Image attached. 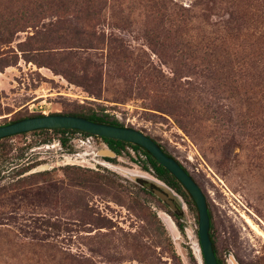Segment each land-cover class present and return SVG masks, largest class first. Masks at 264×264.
Segmentation results:
<instances>
[{"label":"rangeland","instance_id":"rangeland-1","mask_svg":"<svg viewBox=\"0 0 264 264\" xmlns=\"http://www.w3.org/2000/svg\"><path fill=\"white\" fill-rule=\"evenodd\" d=\"M29 1L24 14L41 24L0 46V126L104 109L198 184L225 264H264V100L221 69L264 57V0L240 1L242 31L213 52L187 41L222 33L225 0H163L178 14L163 23L146 0H106L93 19L72 0L54 9ZM170 91L181 117L152 110ZM103 148L99 138L52 131L0 143V264H203L193 206L179 196L180 231L164 203L106 165L155 177L128 154L96 156Z\"/></svg>","mask_w":264,"mask_h":264},{"label":"trees","instance_id":"trees-1","mask_svg":"<svg viewBox=\"0 0 264 264\" xmlns=\"http://www.w3.org/2000/svg\"><path fill=\"white\" fill-rule=\"evenodd\" d=\"M23 1L25 0H0V46L10 44L13 41L17 33L24 32L28 28L36 29L41 24L42 18H39L38 15H36V13H33L32 15L24 14L25 13L24 6L20 4V2L22 3ZM72 1H74L73 5L75 6V10L83 11V8H81V4L85 5V7L87 8V11L85 12V14L90 19L95 18V16L100 13V9H104L105 8L104 6L106 5V0H72ZM201 1L202 0H200V2ZM240 1L242 0H225L224 1L225 4L228 5L229 10L225 13L227 20L223 22V25H222L223 30L219 36L216 35L215 37H213L208 34V36H204V37L202 36L203 38L199 37L196 40L193 39L195 41L193 42L187 41V43L188 44L192 43L194 45L193 47H195L196 50L202 48L203 50H208L210 52H213L214 49L218 46V44L225 43L226 40L228 39L231 40L232 38L236 40L239 36V33L242 31L243 24H244L242 20L243 18L241 16V12L237 10L238 4L242 3ZM146 2L151 4V8L153 10L152 14L154 15L153 18L155 17L156 19L159 18L161 23H163L164 21H169L173 16L178 15L174 13L170 7L164 4L163 0H146ZM28 5H30L29 7L33 9L35 8L42 9L44 6H47L50 9L60 8L63 6L68 7L67 0H30L28 2ZM189 19L190 18H187L186 21L188 22ZM223 32L226 33V37L222 36ZM74 35L76 37H79V36H84L85 34L83 32H77V33H74ZM33 37L34 35L30 38H33ZM90 46L91 45L84 46L83 44H80L75 47L92 49V47ZM262 48H263V54H264V43H263ZM205 53H208V52H205ZM256 57L260 59L253 58V61H250V60H245L244 58H239V59L234 58L232 62L223 64L221 69L226 70L224 71L225 74L229 75L227 77L233 80V84L236 87H241V85H238L239 82L240 84H242L243 82H248L249 90L247 92L250 93L251 95L256 94L263 101L264 100V57H259V55H256ZM124 58L125 57L121 54L118 57H114V61L116 60L121 63L124 60ZM52 69L57 71L55 67H52ZM139 72L140 74L142 73L141 71ZM138 77L141 78V75H138ZM142 77L145 78L146 76H142ZM170 96H172V93L168 95L169 98ZM255 101L256 99L253 101V104L256 103ZM175 104H176V100H174L173 98H170L169 103L163 102L159 107H156V109H152V110L174 116L175 118L183 116L181 115V113H179ZM55 115H59V114H55ZM66 115L82 117V118H85L95 123L106 124V125H111V126L120 127V128L125 127L115 117L110 116L107 113H105L104 109H100V111H95L92 109H86V110L82 109L78 113L66 114ZM40 116L42 115L37 114V115L24 116L22 118L12 120L6 123L5 125L25 119V118L40 117ZM48 131L60 133L63 135H67L71 133H78V134L84 135L85 137L99 138L109 150L113 151L116 154V157H121L123 154H128V156H130V160L134 164H136L143 171L154 176L156 180L160 181L165 186L170 188L175 194L180 196L187 204L192 205L195 211L197 212L196 206L194 205L191 197L186 192V190L182 187V185L165 168L159 165L155 161V159L143 148L135 144L127 143V142L120 141V140L96 137L88 133L80 132L78 130H69V129L37 130V131H33V133H43V132H48ZM25 134L27 133L19 134V135H25ZM12 137L2 139L0 140V143ZM152 140L155 141L154 139ZM62 142L66 143L67 139L63 137ZM155 143H157L159 147L167 155H169L166 152V150L158 142L155 141ZM169 156L172 157L171 155ZM104 160L108 162H113V159H109V158H104ZM137 183L140 186L144 187L148 194L153 196V193L151 191L152 186L150 184L142 180H137ZM207 208H208V215L210 219L209 234H210V240L212 242L213 251H214L217 263L225 264L217 255V249L215 246V238L213 235L212 215L209 210L208 204H207ZM172 217L176 220V225L178 229L181 231L183 229V223L180 221L182 217V212L181 211L172 212ZM196 219L198 220V215Z\"/></svg>","mask_w":264,"mask_h":264},{"label":"water","instance_id":"water-1","mask_svg":"<svg viewBox=\"0 0 264 264\" xmlns=\"http://www.w3.org/2000/svg\"><path fill=\"white\" fill-rule=\"evenodd\" d=\"M69 129L78 130L100 138H108L135 144L146 150L155 161L165 168L186 190L197 209V236L199 251L203 264H218L212 242L210 240V219L208 215L207 201L204 193L180 163L167 155L155 141L144 133L127 127H115L106 124L91 122L85 118L70 115H42L40 117L25 118L7 125L0 126V140L19 134L31 133L37 130ZM102 158H115L116 154L108 148L100 149L96 154ZM121 175L134 181L142 180L152 186L153 195L164 203L172 212L183 209V203L178 195L163 183L145 175L132 174L127 171L106 165ZM46 169L40 166L37 171ZM183 220L184 215H183Z\"/></svg>","mask_w":264,"mask_h":264}]
</instances>
